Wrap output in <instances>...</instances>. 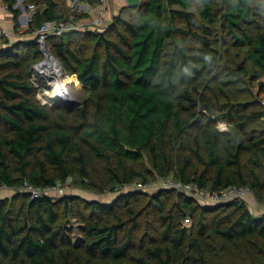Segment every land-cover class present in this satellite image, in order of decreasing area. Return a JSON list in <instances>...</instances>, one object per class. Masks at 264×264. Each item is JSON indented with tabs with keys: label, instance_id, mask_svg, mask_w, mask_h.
<instances>
[{
	"label": "trees",
	"instance_id": "obj_1",
	"mask_svg": "<svg viewBox=\"0 0 264 264\" xmlns=\"http://www.w3.org/2000/svg\"><path fill=\"white\" fill-rule=\"evenodd\" d=\"M40 1L45 7L34 15L39 27L69 16L65 0ZM257 1L127 4L135 19L121 20V29L116 17L108 30L115 32L112 37L94 33L96 48L90 55L72 48L78 31L48 39L46 45L54 48L66 73L75 74L93 94L94 103L86 101L80 109L58 100L42 104L33 95L32 72L20 52L14 46L0 47V122L13 131L11 136L0 134V186H53L77 171L87 186L90 165L103 160L107 165L116 162L109 166V178L118 188L139 176L148 182L134 166L147 161L159 179L174 173L176 180L211 190L249 187L264 203V127L255 126L264 121V106L248 112L230 105L217 112L219 90L226 89L210 84L215 81L212 70L221 63L213 44L220 20L244 49L255 75L264 77V29L255 34L244 29L260 23ZM4 2L17 17L16 0ZM84 16L88 14L78 17ZM262 18L264 22V13ZM225 68L227 78L220 81L224 86L240 85L250 75L246 64ZM60 105L63 110L53 112ZM218 122L227 123L228 129L221 130ZM163 192L152 196L165 226L162 239L131 262L127 258L137 223L135 207L105 218L116 204L83 200L88 211L82 239L74 242L55 197L32 198L25 191L18 210L0 200V258L8 260L4 264H264V216L253 215L243 199L222 204L208 219L200 201L177 192L180 213L173 216ZM135 197L126 193L123 200ZM183 217L192 219L190 235L180 227ZM129 223L128 238L122 241Z\"/></svg>",
	"mask_w": 264,
	"mask_h": 264
},
{
	"label": "rangeland",
	"instance_id": "obj_2",
	"mask_svg": "<svg viewBox=\"0 0 264 264\" xmlns=\"http://www.w3.org/2000/svg\"><path fill=\"white\" fill-rule=\"evenodd\" d=\"M16 0L14 8L18 9L19 15L15 17L7 7L3 5V9L10 12V14L3 13L4 19L6 21V17H8L9 21L6 22L8 26L12 29V36L7 39H3L0 41V47H16V50L20 52V55L26 65H28V70L30 73L29 77L35 86V92L33 95L39 101V95L44 98L48 96L52 90L57 87V83H65L67 81V89L72 97L79 101L75 107L80 109L84 108L86 101H89L91 104L93 94L90 89L81 85L78 77L75 74H68L60 60L56 57L54 48L49 46H45V49L39 44L37 45V35L36 30L39 26L36 24L34 16L33 20L26 23L27 15L30 13L28 10L23 8L27 6L28 3H32L30 0ZM62 2V0H59ZM66 1V7L70 4L69 0ZM85 3L86 0H80ZM128 4L133 6L140 3L141 0H127ZM6 4V3H5ZM257 5V20L260 21L258 26H246L244 29L249 33L255 34L257 31L264 29V22L262 21V16L264 13V1L255 2ZM35 5L37 6V10H42L45 7V3L36 0ZM109 13L106 19L105 24L101 27L92 28V16H84L80 18L83 23L82 28L78 31L79 34L77 36H73L71 39V46L77 50L81 51L83 55H90L96 48L93 42L94 33L97 32H108L109 26L113 22V20L117 17L118 27L123 29L121 20H134L135 19V11H128L124 6H122L121 0H109ZM1 13V12H0ZM120 20V21H119ZM216 36L213 40L214 46H216L220 52L221 63L212 70V75H215V81L210 82V84H216L217 89L218 86L226 89V92H222L219 89V97L216 98L219 100V104L217 105V112H220L223 106H226V109L230 105H234L235 108H239L241 111L243 109L250 112L251 110L262 108L264 106V77L256 76L253 67L248 64L249 59L245 55L244 49L238 44L234 42L233 36L227 32L225 24L223 21H219L216 26ZM115 32H108L107 36H114ZM38 52V53H37ZM37 53V54H36ZM36 54V55H35ZM48 56L54 57L55 60H58V63H53L54 65H49L46 63ZM40 63H44L43 66H40ZM246 64L249 68L250 75L245 76L246 81L244 83L233 84L224 86L220 83L221 80L227 78V69L225 65L230 67H236L238 64ZM62 69V73L58 74L55 69ZM60 66V67H59ZM59 70V69H58ZM65 73V74H64ZM53 76V77H52ZM37 78L38 80H35ZM204 83L208 81L202 78ZM69 84V85H68ZM246 88L242 90H238L236 88ZM229 88V89H228ZM58 103L63 105L62 101L59 99ZM51 106V105H50ZM54 107V105H52ZM52 107V108H53ZM74 108V107H73ZM264 108V107H263ZM58 110H63L61 105L57 108H53V112H58ZM219 125V122H218ZM256 128L264 127V121H259L256 125ZM0 134L11 136L13 135V131L7 128L4 124L0 122ZM116 162L113 164H106L103 160H96L90 165V177H88L87 183L89 185L84 186L81 182V176L79 171H77L74 175H72L66 182L58 181L59 186H68V190L65 195H57L56 200H58L60 211L62 212V223H64L72 233V237L74 242L82 239L81 226L84 224V218L87 214L88 209H86L83 200H95L99 202L106 203L108 205H113L114 208L104 213L105 218H112L114 214H121L128 206L135 207L137 211V223L133 228V243L129 247V255L127 258L128 262L132 261L133 257L139 255V253L147 246L154 245L157 241L162 239L163 231L165 226L162 224L160 220V213L158 209L155 207V203L152 200V196L156 192L164 191L163 200L165 201V207L167 212L171 211L173 216H176L180 213L178 208V203L180 200V196L177 191H173L174 188L169 186L168 188L159 189L157 191H141L136 187V184L142 181L143 176H139L132 180V182L125 183L122 187H113V183L109 178L111 175L110 168H114ZM134 165V164H131ZM137 170H139L150 182L151 184H161L166 186L164 180H161L156 177V174L151 169L150 165L147 161H142L139 164L134 165ZM261 174L264 177V170L261 171ZM52 176H55L52 173ZM171 181L174 179V173L169 175ZM173 177V179H172ZM166 190V191H165ZM133 192L136 194L135 198H130L127 200H123V196L126 193ZM26 195L24 188L15 189L9 188L6 186H0V200L1 201H9L12 206L18 210L21 206L24 196ZM74 196L79 198V200L73 202H65L66 197ZM243 200L246 202L247 207L251 210L253 215L257 217H263L264 215V203H260L255 193L252 191L248 192L243 197ZM199 205L203 208H206L205 215L207 218H211L214 214L222 210V204L213 205V204H202ZM69 207L68 210L65 211V207ZM219 207V208H218ZM68 208V207H67ZM180 227L188 230V235L191 234L192 225L185 224L184 217L181 218ZM130 223L127 225L126 231L121 233L122 241H125L128 238L127 229L129 228ZM157 240V241H156ZM188 242V238H186V243ZM7 259L0 258V264H4L7 262Z\"/></svg>",
	"mask_w": 264,
	"mask_h": 264
},
{
	"label": "built area",
	"instance_id": "obj_3",
	"mask_svg": "<svg viewBox=\"0 0 264 264\" xmlns=\"http://www.w3.org/2000/svg\"><path fill=\"white\" fill-rule=\"evenodd\" d=\"M20 2H23L21 0ZM109 0H99L98 2H90L86 1L85 3L81 2L80 0H71L69 4V16L64 19H49L43 22V24L36 30L37 35V43L41 46H46L47 40L53 37H60L63 34L71 31H79L82 28L83 23L81 22L80 18L78 17L81 14H88L92 16V28L94 27H101L105 24L106 19L109 13ZM25 10H28L30 13L27 15L26 23L28 24L33 20V16L36 14L37 6L34 3H28L27 6L22 5ZM7 7V5H6ZM8 8V7H7ZM13 32L6 27L0 25V41L3 39L10 38ZM44 63H40V66H43ZM38 80L37 78H34ZM65 86V84H63ZM61 85L55 87L48 96L41 99L42 104H53V101L56 99L64 100L63 98L66 88H61ZM67 87V86H65ZM58 93L62 94L63 96L58 95ZM218 127L221 130H227L228 125L225 122H219ZM168 176L167 178L161 179L164 180L166 186L161 184H151L149 182H138L136 187L141 191H157L159 189H166L169 186H172L174 190L177 192L185 193L186 195L190 196L191 198L200 201L203 204H225L234 199H243L248 192H252L249 187H237V186H228L226 188L220 190H211L206 189L198 186L194 182L185 183L182 180H174L172 177V181ZM24 190L31 195L32 198H39L43 195H49L51 197H55L57 195L66 194L68 190V186H47V187H36L28 182L24 185ZM185 224L191 225L192 219L190 217L185 218Z\"/></svg>",
	"mask_w": 264,
	"mask_h": 264
},
{
	"label": "bare ground",
	"instance_id": "obj_4",
	"mask_svg": "<svg viewBox=\"0 0 264 264\" xmlns=\"http://www.w3.org/2000/svg\"><path fill=\"white\" fill-rule=\"evenodd\" d=\"M56 62V60L54 59V57H52V56H48V58H47V60H46V63H48L49 65H54L53 63H55ZM55 65H56V63H55ZM60 67V66H59ZM57 68H58V66H57ZM59 69V70H58ZM58 69H55V71L58 73V74H61L62 73V69H61V67L60 68H58ZM65 74V73H64ZM53 77V76H52ZM62 84V86H61V88H66V89H64V91H65V94H64V96H63V93L62 94H60V93H58V95H60V96H63V98H65V99H69V98H71L72 96L70 95V93L68 92V89H67V87H65L66 85H67V81L65 82V83H57V85H61ZM63 84H65V86L63 85ZM69 85V84H68Z\"/></svg>",
	"mask_w": 264,
	"mask_h": 264
},
{
	"label": "crops",
	"instance_id": "obj_5",
	"mask_svg": "<svg viewBox=\"0 0 264 264\" xmlns=\"http://www.w3.org/2000/svg\"><path fill=\"white\" fill-rule=\"evenodd\" d=\"M121 1H122V6L128 4V1H127V0H121ZM3 5L6 7V4H5L4 0H0V12H1V13H0V25L4 26V27H6L7 29H9V30L12 31L11 27L8 26V25H6V24H7L6 22L9 21L8 17H6L7 19H6V21H5V19H4V15H3L4 12H5L6 14H10V12H8V11L5 10V9H3V8H4ZM60 195H61V194H60ZM63 195H65V194H63Z\"/></svg>",
	"mask_w": 264,
	"mask_h": 264
},
{
	"label": "water",
	"instance_id": "obj_6",
	"mask_svg": "<svg viewBox=\"0 0 264 264\" xmlns=\"http://www.w3.org/2000/svg\"><path fill=\"white\" fill-rule=\"evenodd\" d=\"M43 49H45V46H42ZM55 63H58V60H56ZM62 103L64 106L66 107H75L77 104H79V101L77 99H75L74 97H71L69 99H64L62 100ZM158 193V192H156ZM28 195L30 196V194L28 193Z\"/></svg>",
	"mask_w": 264,
	"mask_h": 264
}]
</instances>
